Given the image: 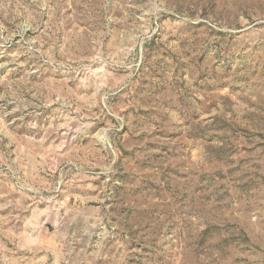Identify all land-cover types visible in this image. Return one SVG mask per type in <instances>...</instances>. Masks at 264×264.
<instances>
[{"label": "rangeland", "instance_id": "1", "mask_svg": "<svg viewBox=\"0 0 264 264\" xmlns=\"http://www.w3.org/2000/svg\"><path fill=\"white\" fill-rule=\"evenodd\" d=\"M0 264H264V0H0Z\"/></svg>", "mask_w": 264, "mask_h": 264}]
</instances>
